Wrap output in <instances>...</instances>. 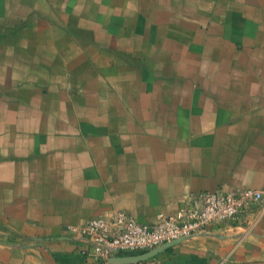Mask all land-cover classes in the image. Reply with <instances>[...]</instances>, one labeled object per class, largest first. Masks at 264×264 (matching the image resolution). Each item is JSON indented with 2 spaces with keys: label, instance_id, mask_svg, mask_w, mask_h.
Returning <instances> with one entry per match:
<instances>
[{
  "label": "crops",
  "instance_id": "crops-1",
  "mask_svg": "<svg viewBox=\"0 0 264 264\" xmlns=\"http://www.w3.org/2000/svg\"><path fill=\"white\" fill-rule=\"evenodd\" d=\"M264 190V0H0V264H97L67 230ZM144 264H264V204Z\"/></svg>",
  "mask_w": 264,
  "mask_h": 264
},
{
  "label": "built area",
  "instance_id": "built-area-1",
  "mask_svg": "<svg viewBox=\"0 0 264 264\" xmlns=\"http://www.w3.org/2000/svg\"><path fill=\"white\" fill-rule=\"evenodd\" d=\"M263 204L264 190L248 188L224 192L217 189L186 195L181 210L174 216L160 218L153 225L140 223L124 210H117L110 216L96 217L79 226H69L67 230L88 240L97 264H122L110 263L109 260L142 254L174 241L204 234L227 221L237 224Z\"/></svg>",
  "mask_w": 264,
  "mask_h": 264
},
{
  "label": "water",
  "instance_id": "water-1",
  "mask_svg": "<svg viewBox=\"0 0 264 264\" xmlns=\"http://www.w3.org/2000/svg\"><path fill=\"white\" fill-rule=\"evenodd\" d=\"M179 241H181V240L165 244V245H163V246H161L159 248H155L153 250H150V251L142 253V254L112 258V259L109 260V262L110 263H122V264H124V263L145 262V261L155 257L156 255H158L159 253L163 252L165 249H167L168 247L176 244Z\"/></svg>",
  "mask_w": 264,
  "mask_h": 264
}]
</instances>
